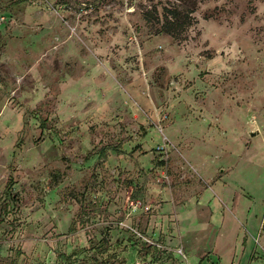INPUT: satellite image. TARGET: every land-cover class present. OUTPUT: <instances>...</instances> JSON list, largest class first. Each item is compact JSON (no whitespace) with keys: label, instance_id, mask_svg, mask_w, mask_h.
Segmentation results:
<instances>
[{"label":"rangeland","instance_id":"374dc122","mask_svg":"<svg viewBox=\"0 0 264 264\" xmlns=\"http://www.w3.org/2000/svg\"><path fill=\"white\" fill-rule=\"evenodd\" d=\"M96 263L264 264V0H0V264Z\"/></svg>","mask_w":264,"mask_h":264},{"label":"trees","instance_id":"16d2710c","mask_svg":"<svg viewBox=\"0 0 264 264\" xmlns=\"http://www.w3.org/2000/svg\"><path fill=\"white\" fill-rule=\"evenodd\" d=\"M181 6L179 4L164 5L160 16L157 9L153 8L152 11H145L143 17L148 22L160 24L158 27L159 32L168 34L173 39L181 40L184 39L183 34L186 29L194 23L191 14L195 10V3L191 7L182 8ZM7 183L8 186L12 183L11 177Z\"/></svg>","mask_w":264,"mask_h":264}]
</instances>
